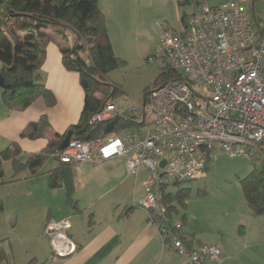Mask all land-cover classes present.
I'll return each mask as SVG.
<instances>
[{"label": "built area", "instance_id": "built-area-1", "mask_svg": "<svg viewBox=\"0 0 264 264\" xmlns=\"http://www.w3.org/2000/svg\"><path fill=\"white\" fill-rule=\"evenodd\" d=\"M190 6L183 30L161 37V60L179 76L150 88L139 104L108 100L90 123L120 115L133 125L97 139L71 138L58 157L72 164L123 157L135 178L145 168L146 193L138 203L163 240L189 264H221L220 245H194L180 233L181 220L158 225L152 211L166 215L163 187L198 179L216 148L264 164V15L251 17L247 0H192ZM70 228L68 218L47 221L52 259L77 250Z\"/></svg>", "mask_w": 264, "mask_h": 264}, {"label": "crops", "instance_id": "crops-1", "mask_svg": "<svg viewBox=\"0 0 264 264\" xmlns=\"http://www.w3.org/2000/svg\"><path fill=\"white\" fill-rule=\"evenodd\" d=\"M99 4L108 19L114 50L122 56L117 51V43H125L128 35L140 23V13L138 15L136 8H142L144 0H100ZM39 76L54 97H40L23 111L10 109L6 105L0 87V151L12 141H18L25 153L40 151L56 133L66 132L69 126L78 121L84 92L79 75L63 65L57 45H49L47 59ZM42 115H47L51 123L47 138H23L21 132L25 126ZM80 163L86 168L83 178H75L78 210L68 205L61 188L51 185L49 170L57 167L59 161L53 167L44 169L45 173L13 181L10 186V191L19 200L14 210L19 217L22 214L23 229L28 234L46 236L45 226L49 219L68 218L71 223L69 235L77 244V250L57 260L52 259L51 252L48 254L47 251L41 261L40 257L35 256L40 263L189 264L187 258L171 250V243L163 240L149 214L139 206V200L146 193L145 178L130 175L123 157L102 162L101 165ZM13 187H18V191ZM182 219V233L194 245H220L223 248L221 264H261L256 258L257 242L248 227L246 230L243 228L241 219L237 221L238 218H232L227 226L213 232L196 229L186 214ZM44 243L51 248L49 236L48 241L44 238ZM5 252L8 256V252ZM5 260L0 264L11 263L8 257ZM14 264L24 263L16 259Z\"/></svg>", "mask_w": 264, "mask_h": 264}, {"label": "trees", "instance_id": "trees-1", "mask_svg": "<svg viewBox=\"0 0 264 264\" xmlns=\"http://www.w3.org/2000/svg\"><path fill=\"white\" fill-rule=\"evenodd\" d=\"M99 2L100 0H0V87L6 105L10 109L23 111L40 97H54L39 76L50 44L58 46L65 68L79 75L84 92L78 121L69 126L66 132L56 133L43 149L25 153L18 141H12L0 151V185L6 183L3 180L5 162H11L15 174L11 180L13 182L45 173L44 166L53 156L59 161V165L49 170L51 185L61 188L68 205L77 210L79 205L75 195V164L63 163L58 157V148L67 132L72 130L73 139L87 141L118 133L122 128L133 125L128 118L120 115L90 123V119L108 100L119 102L125 95L123 87L110 78L111 72L125 65V60L114 50L108 19ZM191 2L192 0H179L180 4L190 5ZM162 62L155 79L156 85L179 76L166 60ZM50 127L48 116L42 115L38 120L29 122L21 136L30 140L44 139L47 138ZM211 157L212 152H209L206 162ZM23 172L26 173L24 177H17ZM240 182L248 207L254 214L264 217V168L253 170L240 179ZM162 190L167 214L152 211V218L158 225L172 223L173 216L178 211L175 203L186 206L189 193L183 188L173 194L167 191L168 186H164ZM6 257L0 242V263ZM29 264L42 263L33 257Z\"/></svg>", "mask_w": 264, "mask_h": 264}, {"label": "rangeland", "instance_id": "rangeland-1", "mask_svg": "<svg viewBox=\"0 0 264 264\" xmlns=\"http://www.w3.org/2000/svg\"><path fill=\"white\" fill-rule=\"evenodd\" d=\"M247 2L252 6L251 17L264 15V0ZM136 9L139 11L138 15L140 13V23L128 35L125 43H117V51L123 54L120 57L125 60V65L110 74L111 80L125 90V95L117 102L120 106L139 104L146 92L156 85L155 79L163 65L162 34L165 30L182 31L192 13V7L180 4L179 0H144L142 8ZM57 162L52 156L44 169L53 167ZM85 168L84 164L76 163L75 178H83ZM263 168L262 162L231 156L216 148L198 179L168 186L167 191L173 194L183 188L189 192L186 206L174 202L178 207L174 214L175 221L183 220L186 214L188 221H192L196 229L213 232L227 226L232 218H238L237 221L241 219L243 228L246 230L248 227L252 238L257 242V261L264 264V217L254 214L248 207L240 182V179L253 170ZM146 172L142 168L138 178H144ZM14 175L11 163L6 162L3 175L6 183L0 185V242L9 254L7 257L10 264H14L16 259L29 264L30 259L36 255L40 257V261L43 260L47 251L48 254L51 252V248L44 243V238L48 241L47 235L28 234L23 229L22 214L19 217L14 210L19 201L18 196L15 198L14 192L10 191ZM25 175L23 172L17 177ZM13 190L17 192L18 187ZM193 215L197 218L194 219Z\"/></svg>", "mask_w": 264, "mask_h": 264}, {"label": "water", "instance_id": "water-1", "mask_svg": "<svg viewBox=\"0 0 264 264\" xmlns=\"http://www.w3.org/2000/svg\"><path fill=\"white\" fill-rule=\"evenodd\" d=\"M72 135H73V132L72 130H69L64 138V140L61 142L58 150L61 151L63 150L69 143V141L71 140L72 138ZM162 164H165V161L162 163Z\"/></svg>", "mask_w": 264, "mask_h": 264}]
</instances>
